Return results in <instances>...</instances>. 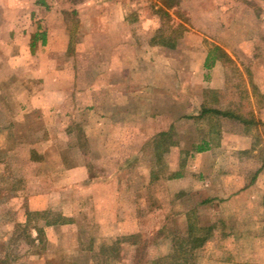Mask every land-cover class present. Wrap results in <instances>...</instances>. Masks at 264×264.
Wrapping results in <instances>:
<instances>
[{
  "label": "rangeland",
  "instance_id": "1",
  "mask_svg": "<svg viewBox=\"0 0 264 264\" xmlns=\"http://www.w3.org/2000/svg\"><path fill=\"white\" fill-rule=\"evenodd\" d=\"M130 1L127 18L133 24L135 45L147 41L176 45L190 34L193 48L201 38L207 52L217 46L225 53L220 59L225 90L223 94L205 90L204 96L209 105L234 118L187 116L197 86L187 78H176L177 84L169 76L165 77L166 92L160 101L166 105V112L178 119L164 132L165 137L153 134L156 127L150 126L148 141L141 140L147 131L146 126L142 128L141 118L142 113L157 111L153 109L156 97L152 92L149 111L145 106L143 110L141 97L136 96L131 108L125 110L121 96L115 95L112 100L106 96L100 112L110 119H103L100 135L97 127L89 125L97 117L88 107V94H73L71 102L60 104L57 113H53L54 108L48 112L33 109V105L28 109L24 101L11 94L6 103L0 100V129L9 128L10 133L0 140V202L10 201L13 196L24 201L46 186L64 194L71 205L58 204L50 215L55 218L65 210L79 219V238L83 246L90 248V264H264V0ZM65 18L72 32L68 54L75 56V44L84 30L75 11ZM85 32L92 36L102 31L88 28ZM135 60L136 54L134 70L138 67ZM73 63L77 69V60ZM97 66L99 71H108L111 65L106 60ZM206 77L203 86H209ZM135 79L134 85L139 86L141 79ZM92 82L91 74L79 79L76 76L75 87H88ZM53 103L46 101L47 107ZM63 116L71 121L70 135L47 141L62 133L52 128L50 121ZM222 130L242 131L253 138L246 143L245 151L233 149L232 141H227L230 149L218 150L214 163H209L210 173L197 172L200 162L191 157V150L194 152L193 147L207 137L206 133L219 140ZM103 135L122 140L101 142L98 137ZM71 148L82 151L85 158L79 160L85 163L94 186L66 189L70 177L67 170L78 159L41 156L43 152ZM109 203L115 204L117 223L102 227L95 220L109 213ZM16 208L0 205V223L15 222ZM18 226L16 233L21 239L0 237L2 264H12L25 255H20L25 249L16 245L19 240H28V227ZM62 250L64 253L66 249ZM68 250L65 253L69 256L61 259L57 255L52 263H89L78 249ZM27 258L23 264L29 263Z\"/></svg>",
  "mask_w": 264,
  "mask_h": 264
},
{
  "label": "crops",
  "instance_id": "2",
  "mask_svg": "<svg viewBox=\"0 0 264 264\" xmlns=\"http://www.w3.org/2000/svg\"><path fill=\"white\" fill-rule=\"evenodd\" d=\"M130 2V0H0V100L6 103L7 97L9 99L13 94V97L17 96L20 102L24 101L28 109L33 105V109L37 107L49 112L54 108L53 113H57L61 105L71 102L73 94H88L91 98L87 103L91 106L88 107L92 108V113H96L97 117L89 125L97 127L100 135L103 119H110L105 113L100 112L103 101L107 100L106 96L109 95L111 100L115 99V95L121 96L125 110L131 108L136 96L141 97L139 102L143 110L145 106V110L149 111L151 101L149 96L152 92L156 97L153 109L157 111L152 114L142 113L141 125L142 128L146 126L147 129L141 138L142 141L149 140L150 126L156 127L153 134H160L166 132L178 119L174 113L166 112V105L160 101V96L166 92V76L175 80L187 78L197 86L198 91L192 95L195 101L190 109L191 112L185 113L187 116L188 114L200 116L204 109L222 111L205 102L204 96L205 90H209L207 93L212 94H223L225 90L224 71L220 59L206 69L205 63L209 52L203 48L201 38L197 40L194 48L190 46L192 40L190 34L179 39L175 48H167L162 43L149 41L141 46L135 45L131 32L133 24L127 18L132 6ZM203 10L208 13L211 11ZM74 11L77 13L84 35L81 34L79 37L81 39L75 44L77 54L72 56L68 54L71 46V25L65 15L69 16ZM88 28L102 32H94L90 36L85 32ZM135 54L138 67L134 70ZM74 60L78 62L77 69ZM106 60L111 65L109 70L99 71L98 62ZM58 61L61 64L54 65ZM80 63L83 64L80 66ZM86 74L93 76L92 85L75 87L76 76L79 79ZM136 77L141 79L139 86L134 85ZM205 77L210 81L209 86H203ZM105 78L108 81L104 82ZM176 83L179 84L177 80ZM59 97L62 99L58 104ZM48 99L52 100V103L55 100L56 102L47 107ZM172 106H175V103ZM167 118L169 120L166 126ZM50 122L52 128L62 133L58 134V137L55 135L48 137L47 141L52 142L54 139L56 141V138L65 139L70 135L69 118L53 117ZM123 124L127 125L126 122ZM9 134V128L0 129V140L3 141ZM206 134L207 137L201 139L199 144L207 143V149L200 153L192 150L190 152L191 157L200 162L196 171L202 174L210 173L212 164L209 163H214L215 156L220 152L219 149L224 150L225 147L230 149L232 146L235 150L245 151L246 143L253 138L242 131L222 130L219 131V140L216 141L212 137L213 134ZM21 140L17 138V141ZM98 140L112 143L122 139L113 138L111 135L107 138L103 135V137L99 136ZM229 140L233 143L231 146L227 144ZM41 154L43 159L59 157L78 159L77 163L67 170L70 177L66 179L68 182L66 189L76 188L75 186L86 189L95 185L89 182L86 165L83 160H79L85 158L79 148ZM44 189L39 193H31L24 201L19 196H13L10 201L0 202V205L17 206L18 211L16 215L18 219L15 222L12 224L11 221H8L10 224L5 222L8 223L7 225L0 223V237L21 239L16 231L18 225L23 224L28 227L26 235L28 240L25 239V242L19 240L16 246L25 249L20 255L25 254L23 259L28 256V264H53L55 256L58 255L62 259L69 252L68 249H78L79 254L89 259V263L86 264H90L91 252L87 250L90 248L83 246L79 238V219L65 210L55 218L50 215V211L58 204H61V207L71 205L70 200H64L66 196L55 192L53 187L46 186ZM109 204H107L110 208L109 213H106L104 218L95 220L102 227L117 223L115 204L111 203L113 209ZM37 219L39 223L36 222ZM30 222L32 224L29 225ZM7 230L12 233L7 234ZM21 242L25 245H21ZM55 249H61V252ZM62 249H66V253H63ZM23 259L17 258L12 264H23Z\"/></svg>",
  "mask_w": 264,
  "mask_h": 264
},
{
  "label": "trees",
  "instance_id": "3",
  "mask_svg": "<svg viewBox=\"0 0 264 264\" xmlns=\"http://www.w3.org/2000/svg\"><path fill=\"white\" fill-rule=\"evenodd\" d=\"M164 46L169 47V48H174L175 45L174 44L164 43ZM225 56H226L225 53L219 47L215 46L213 48V50L209 52V55H208L206 63H205V68L209 69L211 67V65H213V63L217 59H222ZM207 113L208 114H214V115H217V116H221V117H224V118H230V117L234 118L229 112H222V111H218V110H209V109L202 110L200 116H204V114H207ZM159 136L160 137H165L166 133H160ZM206 149H207V143L202 142L201 144L196 145V147H194V152L200 153V152H203ZM174 264H178V263H174ZM183 264H186V262H184Z\"/></svg>",
  "mask_w": 264,
  "mask_h": 264
}]
</instances>
